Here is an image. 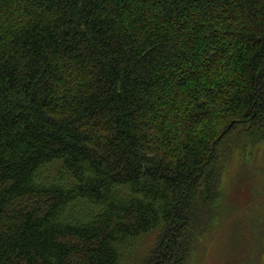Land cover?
Here are the masks:
<instances>
[{"label": "trees", "instance_id": "1", "mask_svg": "<svg viewBox=\"0 0 264 264\" xmlns=\"http://www.w3.org/2000/svg\"><path fill=\"white\" fill-rule=\"evenodd\" d=\"M263 143L264 0H0V264H187Z\"/></svg>", "mask_w": 264, "mask_h": 264}, {"label": "rangeland", "instance_id": "2", "mask_svg": "<svg viewBox=\"0 0 264 264\" xmlns=\"http://www.w3.org/2000/svg\"><path fill=\"white\" fill-rule=\"evenodd\" d=\"M238 152L223 174L220 215L187 264H264V143Z\"/></svg>", "mask_w": 264, "mask_h": 264}]
</instances>
